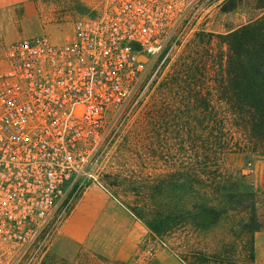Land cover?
<instances>
[{"label": "built area", "instance_id": "2783aa9c", "mask_svg": "<svg viewBox=\"0 0 264 264\" xmlns=\"http://www.w3.org/2000/svg\"><path fill=\"white\" fill-rule=\"evenodd\" d=\"M210 0H106L63 41L48 34L0 60V264L32 258L59 232L90 166L181 46Z\"/></svg>", "mask_w": 264, "mask_h": 264}, {"label": "rangeland", "instance_id": "374dc122", "mask_svg": "<svg viewBox=\"0 0 264 264\" xmlns=\"http://www.w3.org/2000/svg\"><path fill=\"white\" fill-rule=\"evenodd\" d=\"M227 1L210 0L200 10L185 40L143 97L138 113L126 127L117 130L114 141L90 166L86 183L99 181L127 207L148 214L161 205L178 208L187 204L186 187L190 188L192 180L196 183L195 174L214 178L222 172L236 182L229 187H238V182L242 188H252L264 224V149H238L234 143L222 153V140L232 143L238 136L230 124L225 125L226 136L220 134L229 105L221 102L213 79L204 81L198 74L196 78L195 71L187 75L197 58L200 63L203 59L213 63L218 60L220 35L264 14V9L248 0L236 1L225 11ZM105 5L106 0H0V60L7 45L23 38L45 33L52 41H63L78 17L101 11ZM176 77L182 88L169 85ZM184 80L206 96L207 87L213 86L209 103L194 91H185ZM241 219L242 214L232 213L207 228L185 221L163 239L149 231L143 255L127 261L86 248L66 257L54 249V236L47 247L33 258L26 254L19 264H186L176 252L185 254L193 249L235 256L238 260L234 264H264V227L254 234L255 256L249 261V243L236 227ZM202 220L210 221L207 217Z\"/></svg>", "mask_w": 264, "mask_h": 264}, {"label": "trees", "instance_id": "16d2710c", "mask_svg": "<svg viewBox=\"0 0 264 264\" xmlns=\"http://www.w3.org/2000/svg\"><path fill=\"white\" fill-rule=\"evenodd\" d=\"M236 1L243 0H229L223 9L230 10ZM248 1L256 8L264 9V0ZM219 37L222 47L219 49L218 60L213 63L212 60L206 62L203 59L200 63V58H197L194 64L191 63L189 66L187 75H192L195 71V75L205 78L204 81L213 79L216 82V91L220 93L221 102L229 105L225 120L222 118L221 121L223 124L220 134L225 137L227 133L225 125L230 124L238 136H234L235 142L232 143L222 140L223 144L220 146L222 153L231 149L234 143L238 149L247 148L250 151L264 149V14ZM211 70L214 72L210 73ZM184 83L185 91L191 93L194 91L205 103H209L211 95L209 91L213 86L207 87L206 96L198 89L195 90L191 82L184 80ZM169 85H178L177 88H182L179 86L178 77L174 78L172 83L169 82ZM205 85L208 86L206 83ZM207 155L209 159L211 151ZM195 178L196 183L192 180L190 188L186 187L187 204H182L181 207L169 208L161 205L148 214L144 210L128 208L144 222L153 235L162 239L177 224L185 221H193L197 227L207 228L232 213L242 214L243 219L236 227L239 226L238 231L249 243L247 256L249 261H252L255 256L254 234L264 227L257 213L252 188L250 186L242 188V183L238 182V187H229L230 184L236 185V182L231 181L230 176L222 172L214 178L196 174ZM204 217L210 221L202 220ZM176 254L186 264H234L238 260L232 255L224 256L223 253L194 249L185 254L180 252Z\"/></svg>", "mask_w": 264, "mask_h": 264}, {"label": "crops", "instance_id": "0c3cea01", "mask_svg": "<svg viewBox=\"0 0 264 264\" xmlns=\"http://www.w3.org/2000/svg\"><path fill=\"white\" fill-rule=\"evenodd\" d=\"M148 227L102 183L88 181L68 218L55 235L53 247L66 257L80 248L127 261L143 255Z\"/></svg>", "mask_w": 264, "mask_h": 264}]
</instances>
